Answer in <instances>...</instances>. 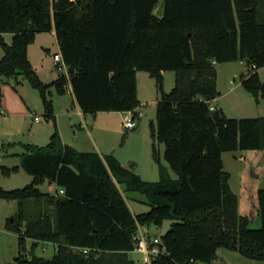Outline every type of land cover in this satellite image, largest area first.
Masks as SVG:
<instances>
[{
    "label": "trees",
    "instance_id": "obj_1",
    "mask_svg": "<svg viewBox=\"0 0 264 264\" xmlns=\"http://www.w3.org/2000/svg\"><path fill=\"white\" fill-rule=\"evenodd\" d=\"M160 3L161 17L154 14ZM51 31L65 71L43 83L27 48ZM0 49V79L23 78L54 128L50 88L60 96L71 91L84 115L120 111L134 119L136 73H147L159 92L151 137L163 144L168 164L158 162L153 145L158 178L144 181L112 154L62 145L56 128L45 146H25L19 166L31 182L0 187V199L17 202L5 225L18 239L11 264H135L127 254L138 227L157 230L165 221L162 253L141 264H213L220 248L264 262V189L256 193L260 227L253 229L251 217L238 213L222 161L229 152L264 151V117H226L210 104L220 95L216 66L234 61L250 62L240 86L264 102L257 73L264 66V0H0ZM172 71L166 94L163 73ZM46 182L56 185L54 194L39 190ZM122 193H139L148 210L133 215ZM39 243L56 246L52 258L34 254Z\"/></svg>",
    "mask_w": 264,
    "mask_h": 264
},
{
    "label": "rangeland",
    "instance_id": "obj_2",
    "mask_svg": "<svg viewBox=\"0 0 264 264\" xmlns=\"http://www.w3.org/2000/svg\"><path fill=\"white\" fill-rule=\"evenodd\" d=\"M11 35L6 34L4 35V38L7 42H10ZM37 39L34 44H32L29 47V55L32 60V64L36 70V73H38L40 80L44 83H50L58 76V70L52 66L53 62V54L57 53V42L55 36L51 32H42L40 34L36 35ZM2 51L0 49V59L2 58ZM217 74L219 73V85L217 87L218 92H220L219 99L222 100L220 102V106L225 108L227 111V114H229L230 117L235 118H246V117H253L258 118L259 113L262 112V105H264V102L252 96L249 92L245 91L243 87L240 86V76L245 75V73L248 71V68L245 65L240 64L238 61L234 62H227L223 64H218L216 66ZM258 77L261 82H264V66L258 70ZM141 76H145V81L142 83V80L140 82L139 88L140 89V95H139V106L137 107L139 111V115L134 118V126L133 129H125L121 123L120 118L115 119L114 122L110 121V124L113 125L112 127H115L116 129H119L121 132L117 133L115 135V145H117L116 150L112 155L117 156L121 159V161L124 163L126 167H128V164L126 160L129 158L131 160H135L137 163H139V170L141 173H143L144 169H147L150 173L154 174L151 175H144L146 180L148 182H156V179L158 178L157 174V168H158V162L162 164L165 167H168V164L163 160L162 154L164 150L163 144H157L156 141H154L151 137V129L155 125V115H156V107L155 103L159 99V92L155 88V84L153 79L149 78V75L145 72H139ZM233 76H235L234 84L236 87H239V92H234L232 94H229L227 97L224 95V100L221 99V96L223 95V91H226L228 86H230L228 83L230 80L233 79ZM15 80L21 81L22 79L20 77H10L5 79L4 82L0 84V99H7V97H13L15 98L17 95L21 94L23 100L25 101V105L27 106V109L30 112L29 117L26 118L27 122V129L25 136L23 137L22 141H27V136L30 135L31 126H36V131L39 133H43L45 135L46 130L50 128H54L53 123L50 119L45 117L44 110L42 108L41 99L39 96V93L36 92L34 89H32L28 83L25 81V84L21 87H18V84L15 85ZM233 82V81H232ZM174 85V72H164L162 77V86L161 89H163V92L168 94L172 91V87ZM239 85V86H237ZM19 90V92H18ZM49 92L51 95H54V98H51V95H49V99L52 100L51 104H55L57 107L63 105L62 96H58L53 88H50ZM32 93V95H31ZM239 93V94H237ZM34 96V97H33ZM62 97V98H61ZM20 100H22L20 98ZM54 100V101H53ZM263 102V103H262ZM211 105L214 106V102H210ZM21 102L18 103L17 109L14 108L13 111L19 112ZM53 109V108H52ZM249 115H256V116H249ZM260 116H262L260 114ZM38 117L40 119L39 123H35L32 118ZM21 119L20 116L14 117V119H1V136H0V168L6 167V168H15L13 173L9 175V177H4L0 173V187L6 191H10L11 189H22L25 186L28 185V183L31 182L32 177L30 175H27L24 173V171L19 166V155L24 152L23 148L17 144V140H12V142H15L13 144L9 145L10 140H6V136L4 132L6 128H11L16 132V130L19 128L20 130L24 128L21 125ZM103 122V120L101 121ZM104 123V122H103ZM102 123V124H103ZM104 125V124H103ZM104 127V126H103ZM39 128V129H38ZM47 128V129H46ZM52 129V130H53ZM101 129V128H100ZM41 130V131H40ZM44 130V131H43ZM101 131V130H100ZM54 132V131H53ZM52 132V133H53ZM102 134V138L106 139L108 136L104 131ZM113 138V137H112ZM42 143V142H39ZM47 142H45L46 144ZM45 144H39V145H45ZM155 145L157 149V158L158 162L155 161L152 158V146ZM257 154H261L259 151L255 150ZM254 151V152H255ZM263 157H260L256 160H252L251 162L254 163L252 168L256 169V174L259 175L258 179H250L254 184H257L259 186L258 189H264V151ZM110 153V152H109ZM240 152H229L225 153L222 157L224 170L227 172H231L230 177V186L232 191L236 194L238 197V202L241 207H243V202L245 203V209L247 210V213L251 215V220L249 227L253 229H258L260 227V217L257 214V209L254 207V204L252 203L251 199L244 196V193L240 190V178H239V169L236 170V166L243 167L238 155ZM252 153L251 154H256ZM245 155V154H244ZM249 160V158L247 157ZM246 159V160H247ZM247 160V161H248ZM250 165V164H249ZM240 168V169H241ZM134 171L137 172L136 168H132ZM170 177L172 179L176 178V175L173 174L169 170ZM248 174V172H247ZM249 187V186H248ZM39 190L41 192L49 191V186L47 183H44L43 185H39ZM130 194H127V197ZM136 195L138 194H131ZM132 197V196H130ZM129 198V197H128ZM130 200V198H129ZM131 201V200H130ZM137 205V203L130 202L131 208ZM138 206H140V209L142 211H147L148 207L142 208L140 203H138ZM137 206V207H138ZM17 211V202L15 201H5L0 199V264H8L13 262L14 257L18 255V239L17 235L14 232H9L5 229V225L7 222L11 221L14 213ZM170 221H165L160 228L157 230L154 227H149V234L151 236L156 235L159 236L163 235L164 232L169 228ZM30 240V239H29ZM26 244L28 245V248L31 244V242L28 241ZM35 255L38 257H43L45 259L52 258V252H51V246L48 249H45V251L42 252V250L39 248L38 250H34ZM216 258H220L221 263L218 264H264L262 261L253 260V259H246L243 256H241L238 252L235 251H228L225 249H217ZM130 257L134 259L136 262L141 263L143 260V254H138L136 252H130ZM195 264H205L203 262H196Z\"/></svg>",
    "mask_w": 264,
    "mask_h": 264
},
{
    "label": "crops",
    "instance_id": "obj_3",
    "mask_svg": "<svg viewBox=\"0 0 264 264\" xmlns=\"http://www.w3.org/2000/svg\"><path fill=\"white\" fill-rule=\"evenodd\" d=\"M51 33L54 36V31H51ZM36 39H37V37L35 38L34 43L36 42ZM34 43H32V44H34ZM31 45H29L28 48H27V55H28L29 60H30V62L32 64V60H31V57L29 55V47ZM57 54H59L58 45H57V53H54L53 56L57 55ZM240 64H242V63H240ZM32 66H33V64H32ZM52 66L56 68L54 62H52ZM33 69H34V71L36 73V70H35L34 66H33ZM138 73L139 72L136 73L137 98H139V95H140L139 94L140 93V89H138L139 85H140V82H141V80H142V83H144V81H145L144 80L145 76H141ZM37 75H38V73H37ZM38 77H39V75H38ZM218 77H219V73L217 74V78H216V87H218V85H219V81H218L219 78ZM21 79H22L21 81L15 80V85L18 84V87H21V86H23L25 84V80L23 78H21ZM234 79H235V76H233V79L229 81V83H228L230 85V86H228L229 89L227 88L226 91H223V95L221 96V99L224 100V98L227 97L229 94H232L234 92H239L240 88L236 87V85L234 84ZM4 81L5 80L3 78L0 79V84L2 82H4ZM237 86H239V85H237ZM18 92H19V90H18ZM237 94H239V93H237ZM31 95H32V93H31ZM224 95H226V96L224 97ZM19 96L20 97H18V95H17L15 98L7 97V99H5V98L4 99H2V98L0 99V120L1 119H8V118L11 120V119H14V117H16V116H18V117L20 116V119H21L20 123H21V125L24 128H22L21 130L18 128L16 130V132H14L13 129L8 127L6 129H4L5 130L4 132H6L5 133L6 140L7 141L10 140L9 145L15 143V142H12V140H17L16 142H17V144L19 146H21L23 148L24 152L22 154H24L26 152L25 146H27V145L36 146V147L45 146V145L41 146L39 144H45V142H48L52 132L54 131V129L50 128L48 130L46 128L47 130H46V133L44 135L43 133H41V132L39 133L38 131H36V128H35L36 126H31L30 125V129H31V131H29L30 135L27 136V139H26L27 141H22L23 137L25 136L26 130H28L27 129L26 118L30 116V112L27 109V106L25 105L26 103L23 100L21 94H19ZM58 96H60V95H58ZM52 97L54 98V95H51V98ZM62 97H61L62 99H65V97L67 99V100H63V105L57 107L55 104H52V108L54 110L55 128H56V130H57V132L59 134V138H60L61 144L62 145L71 146V147L75 148L79 152H82V151H84V152H96L99 155H105V154L114 153V151L117 148V145H115V143H116L115 142V135H116V132L120 133L121 131L119 129H116L115 127H112L113 125L110 124V121L114 122L115 119H119L120 118L121 119L120 123L122 125L124 118L129 116V115L132 116L133 113H131V112H120V111H118V112H99L96 116L90 117L88 115H84L76 107L71 91H67L65 94L62 95ZM20 98L22 100H20ZM221 101L222 100H220L219 97H217L216 99L213 100L214 106L213 105H211V106L220 108L226 117H230L229 114H227V111L225 110V108L222 109V107L220 106V102ZM19 102H21V106H20L21 108H20L19 112L17 113L15 111H13V109L14 108L17 109V105H18ZM260 105H262V112L259 113V117H264V105L263 104H260ZM136 112L139 115L138 109H136ZM260 114L262 116H260ZM249 116H256V115H249ZM34 118L35 117H33L32 120L35 123H39L40 122V119L38 121H35ZM232 118H235V117H232ZM248 118H253V117H248ZM102 120H103L104 123L101 122ZM1 126L2 125L0 123V127ZM1 131L2 130L0 129V136L2 135ZM103 131L108 135V136H106L108 138H106V139L102 138L101 132L103 133ZM39 142H42V143H39ZM254 151L255 150H247V151H243V152L239 153L238 158H239L240 162L242 164H244V165H242L243 166L242 168L240 166H236V170L239 169V178H240V183H241L239 187H240L241 192L244 193V196L247 197V199L248 198L251 199L252 203L254 204V207L257 209V196H256V193H257V190H258L259 186L257 184H254L255 182H253L250 179H258L259 175H257L255 173L256 169L251 167V166L254 165V163L251 162V159L252 160H256V159H258L260 157H263V152H261L260 150H257V151H259L261 153V154H257L258 152L256 153V151L255 152ZM251 152L252 153H256V154L255 155L251 154ZM22 154H20V155H22ZM20 155H19V162H20ZM223 155H222V157H223ZM113 156L115 157V159L119 163H121L123 166H125L120 158H118L115 155H113ZM247 157L249 158V160L247 159ZM126 162L129 163L128 164V168H131V166H132V168H136L137 172L136 171H134V172L137 175H139L142 180H146L145 177H143V174L147 175V176L148 175H151V176L154 175L152 173V171L150 173L147 169H144L143 173L138 171L139 170V163H137L135 160H131V159L128 158L126 160ZM247 172H248V174H247ZM227 173L229 174V179H230L231 172L229 171ZM157 174H158V170H157ZM46 183L49 186V191H46V192L50 193V194H54L57 191V189H58L56 187V185L52 184L50 182H46ZM46 192H42V193H46ZM129 194L130 195L128 197L130 198V200L132 202H134V203H137V205H134L132 208L130 206V202L131 201L127 197V194H123L122 193V195L124 197V200H126L128 208L131 211V213L133 215H138L139 213L146 212V211H142V209H140V206H138V203H140V205L142 206L143 209H144V207H148L144 197L142 195H140V194L138 196L131 195V194H134V193H129ZM130 196H132V197H130ZM244 206H245L244 202H243V207H241L239 205V202H238V213L240 215H242V216H245V217H249V216L251 217L250 213L249 214L247 213V210L245 209ZM149 229L150 228L148 227L147 228V233L148 234H149ZM153 236H156V235H153ZM29 242H31V244H32V240H29L28 244H29ZM50 246H51V252H52V255H53L55 250H56V246H54L51 243H39L35 250H38L40 248L42 250V252H43V251H45V249L50 248ZM26 249L27 250L29 249L27 244H26ZM133 252H135V251H133ZM34 254H35V251H34ZM127 255L129 256V258L131 260H133L135 262V264H141V263L147 262L145 257H143V260H142L141 263H138V262H136L134 259H132L130 257L129 253ZM221 262L222 261H221L220 258L219 259L216 258V260L213 262V264H218V263H221ZM8 264H11V263H8Z\"/></svg>",
    "mask_w": 264,
    "mask_h": 264
},
{
    "label": "built area",
    "instance_id": "obj_4",
    "mask_svg": "<svg viewBox=\"0 0 264 264\" xmlns=\"http://www.w3.org/2000/svg\"><path fill=\"white\" fill-rule=\"evenodd\" d=\"M53 62L58 71H65V65L62 60V56L60 54L53 56ZM213 109V106H212ZM35 121H38L39 118L35 117ZM134 119L131 115L124 118L122 126L125 129H133L135 128ZM61 193V192H60ZM135 243L134 251L138 254H143L146 261L148 262L151 257L158 256L159 253H162L160 249V238L159 236H151L147 233V228L144 226H139L136 233L133 235Z\"/></svg>",
    "mask_w": 264,
    "mask_h": 264
},
{
    "label": "water",
    "instance_id": "obj_5",
    "mask_svg": "<svg viewBox=\"0 0 264 264\" xmlns=\"http://www.w3.org/2000/svg\"><path fill=\"white\" fill-rule=\"evenodd\" d=\"M162 9H163V3H160L159 5H158V7L154 10V14L155 15H157V16H159V17H161L162 15ZM245 64L246 65H249L250 64V62L249 61H245ZM11 220V219H10Z\"/></svg>",
    "mask_w": 264,
    "mask_h": 264
}]
</instances>
